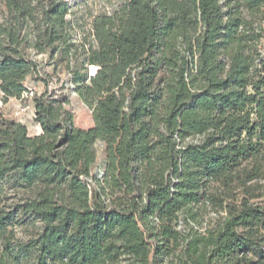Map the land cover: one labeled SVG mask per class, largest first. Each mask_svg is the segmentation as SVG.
I'll return each mask as SVG.
<instances>
[{
    "label": "trees",
    "instance_id": "obj_1",
    "mask_svg": "<svg viewBox=\"0 0 264 264\" xmlns=\"http://www.w3.org/2000/svg\"><path fill=\"white\" fill-rule=\"evenodd\" d=\"M4 3L2 101L42 133L0 107V264H264V0H122L79 43L65 0ZM59 53L90 129L52 99Z\"/></svg>",
    "mask_w": 264,
    "mask_h": 264
},
{
    "label": "rangeland",
    "instance_id": "obj_2",
    "mask_svg": "<svg viewBox=\"0 0 264 264\" xmlns=\"http://www.w3.org/2000/svg\"><path fill=\"white\" fill-rule=\"evenodd\" d=\"M71 6V14L68 18L75 25L74 41L79 43L82 40L83 34L90 32L91 23L94 16L100 14H111L118 9L122 0H65ZM264 11V9H263ZM9 19L8 10L4 3V0H0V23H6ZM263 30H264V20H263ZM32 39V36L29 37ZM261 51L264 56V39L261 43ZM30 57L37 60L39 63L47 61L48 55H35L30 49H26ZM55 61L57 62L56 68V79L51 84L52 88V99L55 101L57 106H61L64 111H67L73 115V125L78 129H90L94 126V118L92 109L84 104L77 94L74 86L70 82V74L66 70V62L62 60L61 54L55 56ZM95 68H90V73H95ZM0 107L3 112L15 118L17 121L28 126L31 133H42L41 128L34 123L33 110L30 105L25 104L18 100H9L7 103L2 101V95L0 94ZM25 109V110H24ZM192 142H198L199 138L191 140ZM97 152V164L94 168V172L101 174L105 167V146L103 143H97L95 145ZM254 185H259V190L257 194H261L260 198L252 199V203L260 204L264 207V177L261 178ZM21 190H11L9 193L10 204L14 201L17 202L23 195ZM237 197L240 200L242 194L240 190L236 191ZM16 198V199H13ZM225 213L222 211L217 212L214 207L208 206L207 209L202 213L200 227L201 231H204L207 226H214L216 221L219 220ZM17 237L21 240H29L31 238L37 237L43 229V225L38 220L34 219H24L21 224L16 225Z\"/></svg>",
    "mask_w": 264,
    "mask_h": 264
},
{
    "label": "built area",
    "instance_id": "obj_3",
    "mask_svg": "<svg viewBox=\"0 0 264 264\" xmlns=\"http://www.w3.org/2000/svg\"><path fill=\"white\" fill-rule=\"evenodd\" d=\"M33 95V93L31 92L30 94H26V97H31ZM25 110V109H24Z\"/></svg>",
    "mask_w": 264,
    "mask_h": 264
}]
</instances>
